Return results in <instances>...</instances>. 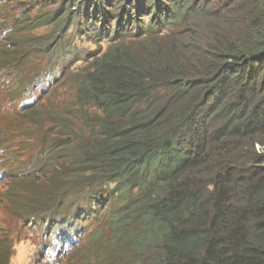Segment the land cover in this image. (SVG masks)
I'll return each mask as SVG.
<instances>
[{
	"label": "trees",
	"instance_id": "1",
	"mask_svg": "<svg viewBox=\"0 0 264 264\" xmlns=\"http://www.w3.org/2000/svg\"><path fill=\"white\" fill-rule=\"evenodd\" d=\"M153 1L187 24L139 43L135 55L99 60L88 75L105 113L102 163L110 157L116 177L148 167L142 203L114 222L121 228L132 217L150 236L128 241L139 255H157L139 264H264V151L256 148H264V0ZM125 13L148 25L135 17L142 11ZM84 163L97 170L93 159Z\"/></svg>",
	"mask_w": 264,
	"mask_h": 264
},
{
	"label": "rangeland",
	"instance_id": "2",
	"mask_svg": "<svg viewBox=\"0 0 264 264\" xmlns=\"http://www.w3.org/2000/svg\"><path fill=\"white\" fill-rule=\"evenodd\" d=\"M41 0H38L37 2H35L34 4L30 5L28 10H31L37 3H40ZM51 1L48 9H53L57 3L58 0H49ZM220 1V0H218ZM202 2H200L201 4ZM208 3V1L206 2ZM219 3H217L218 6ZM216 9H219L218 7H215ZM48 30V27H43V26H39L35 32L36 33H43L45 31ZM195 39H199L197 37H194ZM79 47L82 48L83 51H94L93 53H99L100 51H102L106 45L107 42H102L100 44L95 43V42H88V41H80L78 42ZM93 53L89 54L92 55ZM78 58H76L77 60ZM86 62H75L72 66H71V73H75L78 69H80V67H82V65H84ZM80 64V66H78ZM66 70L61 74V77L66 75ZM68 87V83L64 82L61 85L56 86V93L57 96L58 95H62L63 92H65V90ZM11 116H8L7 113H5L4 115H0V126L5 127V124L10 121ZM26 138L16 135L15 132H13V130L11 128H8L6 130V145H9V151L13 152L15 150L16 147H20L22 144L26 143ZM257 149L260 151H263V147H261L260 145L257 146ZM19 151V150H18ZM30 157V156H29ZM29 157L27 156V158L25 159L26 162H28ZM4 180L0 179V195L2 194V190L5 188L4 186ZM0 221L2 222V227L5 229V231H7V233L15 235L17 232H23L25 230H27L26 228V224L23 225L22 227L19 226V224L17 223L16 219L13 216L7 215L3 212L1 205H0ZM92 227H94V224L91 223L90 225H88L87 227H83L84 229L87 228V230H91ZM86 230V231H87ZM31 241V245L29 246V249L31 250L32 246H35L34 251L36 249V245H37V239L36 237H32L31 235L29 237H26L25 239H21L20 237H18L17 240V244L21 241ZM34 251H30V257L33 254Z\"/></svg>",
	"mask_w": 264,
	"mask_h": 264
},
{
	"label": "bare ground",
	"instance_id": "3",
	"mask_svg": "<svg viewBox=\"0 0 264 264\" xmlns=\"http://www.w3.org/2000/svg\"><path fill=\"white\" fill-rule=\"evenodd\" d=\"M172 1V0H171ZM106 6V5H105ZM176 9L174 8V7H172L171 8V12H170V14H169V17H171L173 14H174V11H175ZM113 29V28H112ZM125 30H127L126 28L124 29V31ZM183 36V35H182ZM166 37V35L165 34H163V35H157V36H155V38H157V39H163V38H165ZM179 40H177V41H172L173 43H175V42H178ZM140 42V40H138V41H136V42H134V43H130V44H127V42H123V43H120V44H118V46L120 47V48H122V49H120V51H117V52H110V54L108 53V54H106V56L108 57V56H111L112 58H115V59H117V58H119V57H126V55L127 54H130V56H132V55H135V54H137L138 52H140V51H143V48H142V46H139V47H136V49H135V45L136 44H138ZM179 43H180V41H179ZM169 45H171V44H169ZM169 45H167V46H169ZM41 96V95H40ZM39 96V97H40ZM38 97V98H39ZM38 98H36V96L34 97V100H37ZM217 122H221L222 121V118H218L217 120H216ZM225 124V123H224ZM223 124V125H224ZM228 124V123H227ZM226 124V125H227ZM216 127H218V126H210V127H208L207 128V134L208 135H210V133H212V132H218V129H215ZM223 127V126H222ZM154 169V168H153ZM157 175V172L155 171V170H153V171H150V177L151 178H153V177H155ZM145 179V181H146V183L143 185V186H145L147 183H149L147 180V177L146 178H144ZM144 197H147V198H149V199H151L152 198V196H151V192H149V193H147L146 195H144ZM97 207V206H96ZM198 207V206H197ZM101 208V207H100ZM93 209V211L94 212H96V208H92ZM98 210V209H97ZM87 218V217H86ZM135 225H137V224H135ZM181 227H183V228H181V230L182 231H184L185 229V227L186 226H181ZM86 230H87V228H85ZM59 231H63V230H58V232ZM82 231H84V228H82ZM123 231H125V232H123ZM123 231H120V230H116L113 234H111V235H109L106 239H105V243H107V245H112V246H115V245H119V243L118 244H115V241H110V240H108V239H112V240H118V241H120V240H122L123 239V241L120 243V244H124V243H127L128 241H130L131 239H133L134 241H132V242H137V243H140V241L142 240V239H140V238H145V237H150L149 235H145L146 233H144V232H136V231H130L129 229H124ZM137 231H139V230H137ZM87 232H88V234L87 235H85V236H83L82 235V237L83 238H86V241H84V242H80V245L82 244V246L83 245H85L86 243H87V241H92L93 239L91 238V236H93V235H91V236H89V234H92V233H94V231L92 230L91 232L89 231V230H87ZM185 232V231H184ZM123 233H126V234H129V236L125 239V234L124 235H121V234H123ZM80 236V238H81V235L80 234H77L76 235V237L78 238ZM111 237V238H110ZM79 238V239H80ZM135 238V239H134ZM74 239H75V237H74ZM80 241V240H79ZM189 242V239L187 240V243ZM193 242V241H192ZM64 244H67V243H70V241L69 242H63ZM133 244H135V243H133ZM159 245H164V244H162V243H160ZM168 245V244H167ZM132 246L133 245H129L127 248H126V250H122V253H125L127 250H129V249H131L132 248ZM108 248H111V246L110 247H108ZM118 247H112V250H116ZM79 249V248H78ZM78 249H76V250H78ZM71 252H73V251H70V253ZM78 254H80V255H82L83 253H78ZM102 254H104V251H102ZM62 255H66V253H64L63 252V254ZM121 255V254H120ZM5 259L4 258H2V257H0V261H4Z\"/></svg>",
	"mask_w": 264,
	"mask_h": 264
},
{
	"label": "clouds",
	"instance_id": "4",
	"mask_svg": "<svg viewBox=\"0 0 264 264\" xmlns=\"http://www.w3.org/2000/svg\"><path fill=\"white\" fill-rule=\"evenodd\" d=\"M135 49H136V46H135ZM258 151L262 152L260 150H258ZM263 151H264V149H263ZM30 245H31L30 240L29 241L21 240L18 244H14L13 247L16 251V254L9 256V264H29L30 251H34V248H35V246H32L31 250H30L29 249Z\"/></svg>",
	"mask_w": 264,
	"mask_h": 264
}]
</instances>
